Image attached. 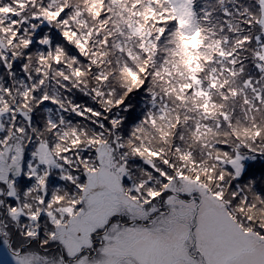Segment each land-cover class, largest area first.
<instances>
[{
	"label": "snow or ice",
	"instance_id": "6c2138e0",
	"mask_svg": "<svg viewBox=\"0 0 264 264\" xmlns=\"http://www.w3.org/2000/svg\"><path fill=\"white\" fill-rule=\"evenodd\" d=\"M0 264H264V0H0Z\"/></svg>",
	"mask_w": 264,
	"mask_h": 264
}]
</instances>
